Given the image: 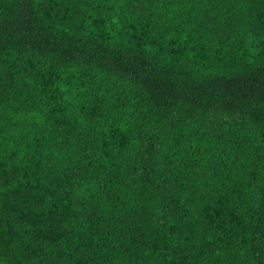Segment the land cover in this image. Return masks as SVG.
Segmentation results:
<instances>
[{
    "label": "trees",
    "instance_id": "16d2710c",
    "mask_svg": "<svg viewBox=\"0 0 264 264\" xmlns=\"http://www.w3.org/2000/svg\"><path fill=\"white\" fill-rule=\"evenodd\" d=\"M0 264H264V0H0Z\"/></svg>",
    "mask_w": 264,
    "mask_h": 264
}]
</instances>
